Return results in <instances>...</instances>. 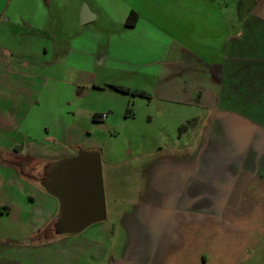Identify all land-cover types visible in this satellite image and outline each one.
<instances>
[{"label": "rangeland", "instance_id": "obj_1", "mask_svg": "<svg viewBox=\"0 0 264 264\" xmlns=\"http://www.w3.org/2000/svg\"><path fill=\"white\" fill-rule=\"evenodd\" d=\"M11 1L0 0V13ZM17 2L14 0L12 4ZM40 2L45 5V0ZM131 2L141 5L140 0L128 1ZM155 2L164 6L166 15L180 28L186 26L184 31L193 33L197 40L204 43L212 39L213 47L215 44L221 47L226 33L233 30V24L251 6L250 0ZM153 9L147 7L144 12L149 14L148 20L154 26L162 25L154 32L156 50H161L166 43L173 49L171 41L178 32L164 18H153ZM55 22L47 29L52 50L46 56L40 55L41 44L35 52L37 58L26 60L29 67L21 69L24 74L19 79L13 76L8 79L7 75L3 83L6 89L8 84L20 86L15 93L11 89L14 98L8 107L0 105V264H132L130 258L139 250L142 229L146 227L136 220L138 209L169 181V173L163 169L170 159L172 163L177 162L185 149L190 158L198 157L202 141L197 125L183 133L179 128L189 120L205 116V111L194 101H184L179 89L165 90L169 84L179 83L169 71L178 64V57L172 53L150 59L148 62L154 61L150 66H140L133 73L127 69L114 72L107 70L106 64L95 66L96 58L106 60L105 46L95 47L96 56H89L88 48L93 40L99 42L103 31L106 36L118 31L117 25H111L103 16L88 25L80 24V20L72 23L68 15L62 22ZM216 25L218 32L210 36L211 26ZM154 35L148 36L149 42ZM138 48L148 51L141 36ZM84 62H88L85 73L72 70L71 66ZM19 63L18 60L16 65ZM164 63L165 67H161ZM93 72L96 80L86 81ZM103 82L109 84L93 87ZM112 85L142 92L145 96L122 93ZM165 94L174 99H164ZM188 99H194L193 95ZM96 114H105V120L95 123L92 118ZM26 117V124L37 134L61 136L62 124L68 122L65 138L73 144L72 150L88 148L99 153L104 221L75 234L54 235L57 199L44 193L34 181L43 162L41 156L54 149L45 148L43 154L27 150V140L21 138L23 130L18 128ZM45 144L53 147L56 141L50 139ZM76 144L80 147L75 148ZM174 185L172 176L171 186Z\"/></svg>", "mask_w": 264, "mask_h": 264}, {"label": "crops", "instance_id": "obj_2", "mask_svg": "<svg viewBox=\"0 0 264 264\" xmlns=\"http://www.w3.org/2000/svg\"><path fill=\"white\" fill-rule=\"evenodd\" d=\"M17 1L12 4V0L0 13L2 107H8L14 98L11 89L15 93L20 86L8 84L6 89V76L19 79L24 74L21 69L29 67L26 60L37 58L35 52L41 44L39 53L46 56L52 50L47 29L55 21L62 22L66 15L72 23H78L85 3L95 15L88 24L103 16L119 28L107 36L103 31V36L97 37L99 42H90L89 56H96L95 47L103 46L107 54L106 60L96 58L95 66L106 64L107 70L127 69L133 73L140 66H150L154 62H148L150 59L172 53L178 57V64L169 71L179 83L169 84L165 90L179 89L184 101H194L205 111V116L196 119L202 141L198 157L190 158L185 149L177 162L170 159L163 169L169 173V181L138 209L136 220L146 227L142 229L139 250L130 258L132 264H264V0H250L251 6L226 33L221 47H213L212 39L202 43L193 33L185 32L187 27L180 28L155 0H140L141 5H136L138 1L130 4L129 0H45V5L40 0ZM147 7L155 8L153 18H164L178 32L171 41L173 49L166 43L156 50L154 32L162 25L154 26L149 21V14L144 12ZM131 11L137 13L138 20L128 28L125 22ZM212 27L210 36L218 32L217 25ZM152 34L154 39L149 42ZM140 36L148 51L138 48ZM85 63L71 68L85 73ZM180 63L182 66L177 68ZM95 80L93 72L86 81ZM192 95L194 99H188ZM163 97L174 99L166 94ZM102 115H94L93 121L102 122ZM27 119H22L18 128L23 130L21 138L27 140L29 152L43 154L45 148L54 149L41 156L43 162L76 154L66 139L68 122L62 124V134L57 136L37 134L26 124ZM50 139L56 141L53 147L45 144Z\"/></svg>", "mask_w": 264, "mask_h": 264}, {"label": "water", "instance_id": "obj_3", "mask_svg": "<svg viewBox=\"0 0 264 264\" xmlns=\"http://www.w3.org/2000/svg\"><path fill=\"white\" fill-rule=\"evenodd\" d=\"M86 4L80 11V24L94 19ZM35 179L40 187L58 201L53 223L56 236L75 234L106 219L100 155L94 150L78 149L72 157L44 161Z\"/></svg>", "mask_w": 264, "mask_h": 264}, {"label": "trees", "instance_id": "obj_4", "mask_svg": "<svg viewBox=\"0 0 264 264\" xmlns=\"http://www.w3.org/2000/svg\"><path fill=\"white\" fill-rule=\"evenodd\" d=\"M137 20H138L137 13L134 12V11H131L129 13L127 19H126V22H125L126 27H128V28L133 27L136 24ZM111 87L114 90H117V91L122 92V93H132L133 95H138V96H143V97L145 96V94L142 93V92H132L129 89L123 88V87H120V86L112 85ZM95 118H96V116L93 117L94 120H95ZM196 124H197V120L196 119L189 120L186 124L182 125L179 128V132L180 133L186 132L190 128L194 127Z\"/></svg>", "mask_w": 264, "mask_h": 264}, {"label": "built area", "instance_id": "obj_5", "mask_svg": "<svg viewBox=\"0 0 264 264\" xmlns=\"http://www.w3.org/2000/svg\"><path fill=\"white\" fill-rule=\"evenodd\" d=\"M101 118H105V116H104V115H102V116H101Z\"/></svg>", "mask_w": 264, "mask_h": 264}]
</instances>
